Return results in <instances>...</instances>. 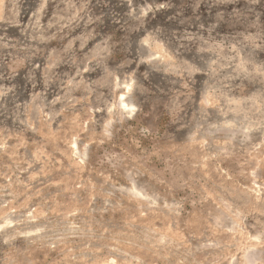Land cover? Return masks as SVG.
<instances>
[{"label": "rangeland", "instance_id": "374dc122", "mask_svg": "<svg viewBox=\"0 0 264 264\" xmlns=\"http://www.w3.org/2000/svg\"><path fill=\"white\" fill-rule=\"evenodd\" d=\"M231 3L12 0L0 8V24L13 21L0 29V62L27 36L33 71L8 79L61 87L98 20L124 16L130 32L137 17L175 21L191 40L194 24ZM152 45L146 63L154 55L175 72ZM149 80L0 107V264H264V86L193 81L188 99L174 81Z\"/></svg>", "mask_w": 264, "mask_h": 264}, {"label": "clouds", "instance_id": "9594fccd", "mask_svg": "<svg viewBox=\"0 0 264 264\" xmlns=\"http://www.w3.org/2000/svg\"><path fill=\"white\" fill-rule=\"evenodd\" d=\"M9 3L12 0H0V8H7ZM12 15H15L14 10ZM11 22L0 24V29ZM128 23L124 16L115 24L98 20L91 45L74 50L69 56L73 67L68 80L61 79V87L51 84L49 89L39 85L38 77L30 81H24L23 77L8 79V76L20 75L17 67L33 71L28 37L19 38L6 59L0 62V77L10 85L8 94L0 93V107L23 106L30 111L37 102L43 105L47 100L55 105L75 93L87 98L93 92H107L133 78L136 84L142 83L144 87L150 83L149 77L174 81L177 91L188 99L197 96L193 81H202L205 90L218 86L255 90L264 86V0H232L231 4L213 10V16L194 24L191 40H187L185 30L178 28L175 21L163 23L137 17L132 26L139 30L131 32ZM149 38L153 41V52L166 51L176 65L175 72L170 73L168 66L161 65L154 55L151 57L153 63H146L150 53L145 40ZM73 57H76L74 61ZM241 64H246L247 69L241 71ZM9 67L11 73L7 71Z\"/></svg>", "mask_w": 264, "mask_h": 264}]
</instances>
